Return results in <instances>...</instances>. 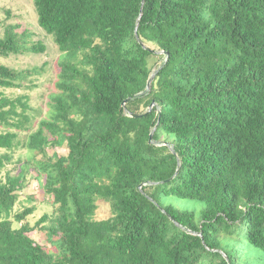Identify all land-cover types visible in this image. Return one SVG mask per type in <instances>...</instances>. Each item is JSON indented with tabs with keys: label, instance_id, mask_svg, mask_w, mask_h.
Instances as JSON below:
<instances>
[{
	"label": "trees",
	"instance_id": "1",
	"mask_svg": "<svg viewBox=\"0 0 264 264\" xmlns=\"http://www.w3.org/2000/svg\"><path fill=\"white\" fill-rule=\"evenodd\" d=\"M32 2L60 74L20 141L28 98L1 89L34 72L0 65V171L31 154L0 178V264H264V0ZM19 28L0 59L46 51ZM30 170L55 207L34 227Z\"/></svg>",
	"mask_w": 264,
	"mask_h": 264
},
{
	"label": "rangeland",
	"instance_id": "2",
	"mask_svg": "<svg viewBox=\"0 0 264 264\" xmlns=\"http://www.w3.org/2000/svg\"><path fill=\"white\" fill-rule=\"evenodd\" d=\"M6 25L19 26L18 33L27 31V45L30 46L37 42H41L46 51L43 54L24 53L23 55H11L7 58L0 59V65L6 66L15 71H33L31 81L25 83L22 89H1L8 97L16 98L26 95L30 110L27 115L30 117V123L26 125L27 133L20 134V141H24L25 135L34 132L37 129L40 119L44 118L47 112L46 104L48 96L57 93L55 84L58 81L60 69L58 62L61 54L54 44L53 38L45 34L37 25V14L34 9L32 0H0V37L2 36L3 28ZM154 47V46H153ZM161 61L158 60L157 65ZM154 61L150 66H155ZM156 65V66H157ZM155 68L152 69L154 71ZM3 152V151H2ZM59 156L66 155L67 151L64 148H48L47 154L50 157L53 154ZM13 162L7 164L0 171V178L3 179L8 173L12 176L17 175L20 162L27 160L30 157V152L24 147L15 148L13 153ZM41 160L39 156L37 161ZM36 173L30 170L27 174V180L30 181V186L19 193V200L14 211L20 212L26 207L34 206V212L26 218V222L34 227L35 223L43 216L48 215L49 218L54 217L55 207L48 201L49 197L44 193L42 187L35 179ZM42 179V177H41ZM110 216V209L107 203L98 202L95 219L105 220ZM46 225H50L49 222ZM14 226H16L14 224ZM19 226V225H17ZM47 226V227H48ZM30 237L40 244L47 246L45 232L40 229H35L30 233Z\"/></svg>",
	"mask_w": 264,
	"mask_h": 264
},
{
	"label": "water",
	"instance_id": "3",
	"mask_svg": "<svg viewBox=\"0 0 264 264\" xmlns=\"http://www.w3.org/2000/svg\"><path fill=\"white\" fill-rule=\"evenodd\" d=\"M144 1V0H143ZM142 47H144V45L142 43H139ZM145 48V47H144ZM154 77H155V74H152L150 76V78L148 79L147 81V85H146V90L149 91L150 88H151V85H152V82L154 80ZM126 103L128 102V100L125 101ZM153 105L150 106V109L152 108ZM131 117H139V116H135V115H131ZM152 136H153V133L150 134V137H149V141L151 142L152 140ZM177 172H178V169H177Z\"/></svg>",
	"mask_w": 264,
	"mask_h": 264
}]
</instances>
